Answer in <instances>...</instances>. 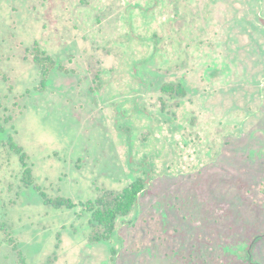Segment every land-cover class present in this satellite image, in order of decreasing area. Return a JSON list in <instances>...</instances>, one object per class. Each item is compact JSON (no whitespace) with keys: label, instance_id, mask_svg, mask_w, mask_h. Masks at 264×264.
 Segmentation results:
<instances>
[{"label":"rangeland","instance_id":"obj_1","mask_svg":"<svg viewBox=\"0 0 264 264\" xmlns=\"http://www.w3.org/2000/svg\"><path fill=\"white\" fill-rule=\"evenodd\" d=\"M0 124V264H264V0H0Z\"/></svg>","mask_w":264,"mask_h":264},{"label":"trees","instance_id":"obj_2","mask_svg":"<svg viewBox=\"0 0 264 264\" xmlns=\"http://www.w3.org/2000/svg\"><path fill=\"white\" fill-rule=\"evenodd\" d=\"M34 62L40 67L43 78L48 71L46 62L50 61L47 55H34ZM46 61V62H45ZM161 91L164 96L170 98H183L186 96L187 91L181 82H167L161 87ZM165 101L162 100L161 108L164 110ZM4 131V127L0 124V134ZM4 144H7L10 150L18 155L21 165L23 167L22 171V181L26 186H33L38 188L34 183L31 168L26 163L27 155L23 151V148L14 142L12 136L8 135V138L3 140ZM144 188V181L142 178L138 177L130 182L126 187L116 194H107L103 197L97 198L94 201L87 200L85 203H81L80 206L91 213V220L96 226H101L102 231L99 234L93 236L94 239L108 240L111 233L115 230V221L119 216H126L130 213L131 209L135 205L138 195L142 192ZM40 195L45 204H49L54 208H73L75 203L66 197H47L44 192L40 191ZM258 236H254L253 241L256 240Z\"/></svg>","mask_w":264,"mask_h":264}]
</instances>
